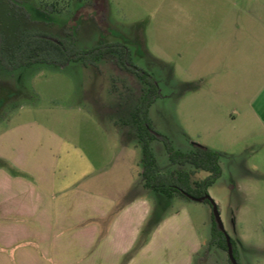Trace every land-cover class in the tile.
I'll return each mask as SVG.
<instances>
[{
  "label": "rangeland",
  "instance_id": "obj_1",
  "mask_svg": "<svg viewBox=\"0 0 264 264\" xmlns=\"http://www.w3.org/2000/svg\"><path fill=\"white\" fill-rule=\"evenodd\" d=\"M60 1L69 2L68 8L38 27L62 35L78 24L82 48L103 37L128 45L134 62L159 80L162 95L149 109L154 127L175 149L188 151L198 143L221 153L222 174L209 195L239 264H264V128L251 109L264 81V0ZM144 88L111 57L89 67L73 62L8 71L0 65V135L14 131L10 141L16 149L24 145L48 161L54 156L59 171L70 165L78 174L93 172L76 187L92 184L125 198L142 171L143 152L134 127L124 121ZM151 146L158 167L167 170L164 143L153 140ZM25 163L38 170L49 166L38 168L29 157ZM208 175L199 171L195 178ZM142 192L161 219L151 231L143 225L132 253L159 228L173 256L169 264H230L228 251L207 248L214 227L211 202H169ZM197 242L203 246L192 253Z\"/></svg>",
  "mask_w": 264,
  "mask_h": 264
},
{
  "label": "crops",
  "instance_id": "obj_2",
  "mask_svg": "<svg viewBox=\"0 0 264 264\" xmlns=\"http://www.w3.org/2000/svg\"><path fill=\"white\" fill-rule=\"evenodd\" d=\"M251 109L264 128V81L252 98ZM12 134L0 135V159L7 163L0 167V264L171 263L173 256L166 253L167 241L159 228L132 253L152 212L140 174L125 198L100 192L92 184L76 187L79 179L91 180L93 172L78 174L70 165L59 171L54 156L48 161L42 152L28 153L24 145L16 149L10 141ZM27 157L38 168L46 162L49 166L31 168L25 163ZM202 246L197 242L192 253Z\"/></svg>",
  "mask_w": 264,
  "mask_h": 264
},
{
  "label": "trees",
  "instance_id": "obj_3",
  "mask_svg": "<svg viewBox=\"0 0 264 264\" xmlns=\"http://www.w3.org/2000/svg\"><path fill=\"white\" fill-rule=\"evenodd\" d=\"M35 1L0 0V65L8 71L36 64L65 67L73 62L89 67L97 66L106 57L113 58L119 68L134 73L145 84L140 103L135 105L130 117L124 121L134 127L142 148V188L169 202L176 197L192 199L208 195L209 187L222 174L221 153L198 143H193V148L188 151L175 149L170 138L154 127L149 117V109L162 95L159 80L134 62L130 47L118 40L106 41L103 37L98 44L82 48L78 45V24L76 27L74 24L66 27L62 35L43 30L37 24H52L53 16L62 14L68 8L69 2L64 4L60 0ZM153 140L162 141L168 152L171 164L165 171L158 167L151 146ZM1 166H7L3 159H0ZM199 171H206L209 175L204 179H197L195 174ZM203 201L210 202L208 199ZM212 216L214 227L207 248L218 246L228 251L226 237L214 214ZM160 219L161 216L155 208L146 228H154ZM231 241L238 261L232 238ZM205 253L204 258L208 252ZM229 263L232 264L230 258Z\"/></svg>",
  "mask_w": 264,
  "mask_h": 264
},
{
  "label": "water",
  "instance_id": "obj_4",
  "mask_svg": "<svg viewBox=\"0 0 264 264\" xmlns=\"http://www.w3.org/2000/svg\"><path fill=\"white\" fill-rule=\"evenodd\" d=\"M192 199L197 200V201H203L205 199H208L212 203L214 217L218 223L219 228L223 231V233L226 237V240H227L228 255H229L230 261L232 264H239L236 257H235V254H234V249H233L231 237L227 233V231L225 230L223 221L221 219L219 208H218L217 204L215 203V201L212 199V197L209 194L205 195L203 197H192Z\"/></svg>",
  "mask_w": 264,
  "mask_h": 264
}]
</instances>
